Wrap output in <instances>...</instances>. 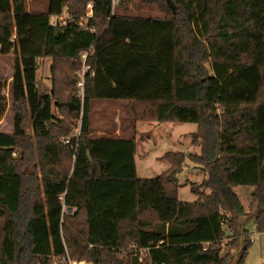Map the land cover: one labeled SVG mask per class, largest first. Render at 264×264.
<instances>
[{
    "label": "trees",
    "instance_id": "obj_1",
    "mask_svg": "<svg viewBox=\"0 0 264 264\" xmlns=\"http://www.w3.org/2000/svg\"><path fill=\"white\" fill-rule=\"evenodd\" d=\"M82 3L84 14L53 21L0 0V31L20 45L14 129L0 130V264H245L244 222L264 233V0ZM40 57L52 59L47 88ZM6 84L0 74V121ZM103 101L124 105L110 131L93 116ZM132 116L197 123L208 178L191 184L194 202L179 197L184 153L138 176ZM237 185L255 187L248 211Z\"/></svg>",
    "mask_w": 264,
    "mask_h": 264
},
{
    "label": "rangeland",
    "instance_id": "obj_2",
    "mask_svg": "<svg viewBox=\"0 0 264 264\" xmlns=\"http://www.w3.org/2000/svg\"><path fill=\"white\" fill-rule=\"evenodd\" d=\"M27 2L31 10L44 11L50 9L53 12V21L66 19L70 12L84 14L82 0H27ZM136 7H139L140 12L144 14H161L160 10L156 7L140 6L139 1ZM87 8L90 11L89 7ZM133 9L137 11L134 7ZM89 11L87 15L90 13ZM19 51L20 45L15 36V31L10 29L0 31V74L7 80L5 94L9 103L8 109L0 121L1 131L12 132L14 129V113L12 108L13 81L16 58ZM37 62V75L40 86L42 88L50 87L49 76L52 59L40 57ZM85 68L86 66L84 65L83 72ZM123 107L122 102H97L93 115L96 126L100 127L101 130L110 131L112 119L119 118L120 111L124 110ZM53 110L59 116L58 110L56 108ZM124 116H127V114ZM129 120L137 129L136 165L138 176L140 178H156L172 165L171 160L166 156L168 153H184L185 161L183 168L177 176L179 181V197L183 201L194 202L198 196L191 190V184L196 183L200 185L208 178V173L203 168L204 165L194 160V155H201L202 153V145L194 142V136L198 130L197 123L156 122L152 121V119L137 121L133 116ZM117 121L119 123V119ZM125 122L127 125H130L127 118H125ZM234 189L248 211L251 194L254 192L255 187L237 185L234 186ZM203 191L209 192L207 188H203ZM243 226L248 229L252 238L245 264H264V233L257 230L255 219L246 220ZM232 251L235 254L236 250Z\"/></svg>",
    "mask_w": 264,
    "mask_h": 264
},
{
    "label": "built area",
    "instance_id": "obj_3",
    "mask_svg": "<svg viewBox=\"0 0 264 264\" xmlns=\"http://www.w3.org/2000/svg\"><path fill=\"white\" fill-rule=\"evenodd\" d=\"M88 7L90 9V15L92 14V7L93 4L89 3ZM86 56V55H85ZM82 84V83H81ZM69 140L66 139V142H68ZM60 264H90L88 263L86 260H73L68 254L66 256H63L60 259Z\"/></svg>",
    "mask_w": 264,
    "mask_h": 264
},
{
    "label": "crops",
    "instance_id": "obj_4",
    "mask_svg": "<svg viewBox=\"0 0 264 264\" xmlns=\"http://www.w3.org/2000/svg\"><path fill=\"white\" fill-rule=\"evenodd\" d=\"M119 132V128L117 129V133Z\"/></svg>",
    "mask_w": 264,
    "mask_h": 264
}]
</instances>
